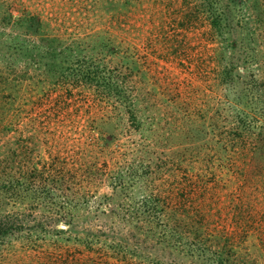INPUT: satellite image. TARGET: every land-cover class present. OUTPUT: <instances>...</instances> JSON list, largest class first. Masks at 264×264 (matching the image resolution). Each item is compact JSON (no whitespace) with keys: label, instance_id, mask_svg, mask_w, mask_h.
I'll return each instance as SVG.
<instances>
[{"label":"rangeland","instance_id":"rangeland-1","mask_svg":"<svg viewBox=\"0 0 264 264\" xmlns=\"http://www.w3.org/2000/svg\"><path fill=\"white\" fill-rule=\"evenodd\" d=\"M94 64L135 75L131 96L102 99L104 88L87 84ZM165 116L200 133L183 146L171 136L146 147L136 119H151L159 139ZM241 129L246 145L234 139ZM263 130L264 0H0V264H59L66 249L83 262L89 253L56 236L54 219L87 214L88 228L104 226L99 216L118 209L104 197H117L118 170V201L157 194L175 217L188 202L200 226L203 214L207 230L232 235L251 264H264V165L248 151L264 145ZM136 172L133 183L127 174ZM162 240L148 242L165 256ZM202 245L196 239L191 255Z\"/></svg>","mask_w":264,"mask_h":264},{"label":"trees","instance_id":"trees-1","mask_svg":"<svg viewBox=\"0 0 264 264\" xmlns=\"http://www.w3.org/2000/svg\"><path fill=\"white\" fill-rule=\"evenodd\" d=\"M232 1L234 3V0ZM210 5L211 3L209 6ZM211 11L212 10L210 9V12ZM210 25L212 29H217L222 33L223 24H221V21L217 17L212 18ZM28 27L29 26H27V28ZM47 40V38L43 39L40 44H43L44 41ZM108 56L111 57L112 55L110 54ZM128 57L129 55H124L121 58V61L127 62V60H129ZM106 63H108V61H106ZM118 70V68L106 69L104 66H102V69L100 70L96 64L94 67H91L90 70L88 69L85 74L88 78L87 84L91 85V88L95 87L96 91L99 93L100 91H98V87H103L106 92V94L105 92L103 93V96L107 98H102V95H99L102 99H113L114 97H116V99H124L123 97L125 95L129 98V96H131L130 94H132V92L129 93V88H132L129 83L135 82L136 77L135 75H130V73L128 75H122L121 71L118 73ZM108 71H115V74H111ZM79 75L82 76V74ZM223 75L221 76V81L226 80L227 78L226 75ZM111 92L114 93L112 94ZM131 99L134 98L131 97ZM164 118L166 125L168 126L166 130L167 132L165 131L162 135H159L161 136L159 139L155 138L157 135L152 126L153 121L151 119H142L141 117L136 119L133 124V131L142 134L141 131L144 130L143 136L149 138L150 141L152 140V142L146 147L149 146L151 148L154 144H159L160 142H162L163 145H169L172 142L169 138L171 136L179 139L181 142L180 145L183 146V141L185 139L195 138L196 135L200 133V130H197V128H180L178 125L181 126L183 120H178V124L175 123L177 129H174L171 125L170 117L165 116ZM100 119L104 120L102 118ZM185 120L188 121L189 119ZM147 126L148 128H145ZM246 126L249 125H244L243 127L245 128ZM246 131L247 130L245 129H241L238 132H235V134L241 138H234V135L233 138L236 141H239L242 145L248 144L243 141L250 136ZM258 140H261L264 143V133ZM104 142L109 143L107 140H104ZM186 143L187 142H184V144ZM252 143H250V146H252ZM251 150H255V153ZM248 151H251L250 154H253L252 157H249L252 163L257 162L256 164L258 166L262 163L264 165V145H257V143H255L250 149H248ZM254 158H256V161ZM188 165L190 168H188L187 171L194 169L190 163H188ZM208 169L214 173L213 166H209ZM233 169L234 167L229 170V173H237V170L234 171ZM199 172L200 171H196L195 173L197 184L202 187V190L210 188L209 181L212 179H207L206 177L204 179V177L200 176ZM115 175L119 179L118 182L114 183L118 184L115 190L119 194L120 186L124 183V179H122V171L118 170ZM127 175L130 177L129 181H133V183L137 182L139 177L137 172L129 173ZM214 180L215 179H213V181ZM118 194L116 198L115 196H104L105 198L110 199L114 205L116 203V206H118V209L115 207L109 209L105 216H99L102 218L104 226H99L96 229L93 227L92 229L88 228L87 224L93 222L91 219L93 216L89 219L87 214H84V217H79V215L74 216L72 213H67L54 219L56 227H54L52 231L56 233V236L67 241L71 248H74L76 251L79 252L78 247H81V252L89 253L83 262H78L77 257L74 256L75 254L66 249L61 253L59 264H97L98 260H103L104 264H251V261L249 262L247 260V255H244L243 251L231 241L234 240L232 235H228L227 233L214 228L207 230L209 219H206L203 214H201L200 217V220H202L200 226L199 219H194V215L190 210L191 207H188V202H179V207H181L180 209L178 208L179 216L175 217V209L172 207H170L168 211H164V208L167 207L166 204L168 203L164 200L165 197L160 198L157 194L154 195L145 191L137 198L131 199L132 202L127 203L126 201H118ZM191 202L193 203L194 201L191 200ZM247 205H249V202ZM131 206H134L137 209L131 211L129 210ZM192 211L197 216L195 213L196 210ZM102 215H104V212ZM75 220L83 221V224L80 229L77 224H75L73 231L69 226H73ZM60 223L66 224L67 228H58L57 226ZM157 227H163L167 231H162V233H160L155 230ZM242 232L246 233L247 231L246 229H243ZM152 235L161 237V241H163L162 237H166L170 250L169 254L165 256L159 254L158 248L156 251H153L154 245L148 242ZM183 238H191L193 242L187 247L188 240L185 239L186 241H183ZM196 239L198 241L200 240L203 245L200 246L197 254L191 255L194 254L191 247L195 245ZM186 247L188 251L193 252L190 253L192 257L189 255L187 259L179 263L177 256L183 251L181 249ZM237 249H239L240 252H238ZM175 251H178L176 255L172 253ZM170 254L173 256L170 257Z\"/></svg>","mask_w":264,"mask_h":264}]
</instances>
